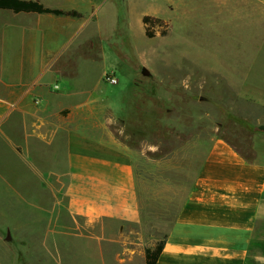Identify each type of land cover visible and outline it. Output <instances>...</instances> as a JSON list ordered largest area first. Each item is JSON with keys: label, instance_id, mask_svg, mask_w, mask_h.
Wrapping results in <instances>:
<instances>
[{"label": "crops", "instance_id": "1", "mask_svg": "<svg viewBox=\"0 0 264 264\" xmlns=\"http://www.w3.org/2000/svg\"><path fill=\"white\" fill-rule=\"evenodd\" d=\"M24 1L78 16L0 9V138L9 136L13 142L23 134L26 164L41 168L38 177L28 178L42 185L41 190L20 198L34 199L50 191H56V197L65 194V210L76 221V242L92 246L83 255L76 250V264H147L149 246L134 228L144 220L136 153L115 138L103 112L98 113L96 105L106 98L96 94L99 83L92 86L89 67L61 65L69 51L96 40L97 34L101 38L106 23L122 20V3L112 4L116 10L107 19L100 0H65L59 6ZM210 1L222 16L240 17L239 9H245L252 40L264 30V0ZM256 70L253 60L244 72L223 77L241 98L264 109V92L256 94L264 91V84L253 81ZM12 147L22 154L16 143ZM254 150L256 158L249 162L234 145L214 139L157 264H264L262 139L256 140ZM17 230L28 235L7 241L18 248L10 264L66 263L63 248L48 239L49 225H10V232Z\"/></svg>", "mask_w": 264, "mask_h": 264}, {"label": "rangeland", "instance_id": "2", "mask_svg": "<svg viewBox=\"0 0 264 264\" xmlns=\"http://www.w3.org/2000/svg\"><path fill=\"white\" fill-rule=\"evenodd\" d=\"M117 1L122 20L106 23L101 38L97 34L96 40L69 51L61 65L89 67L92 86L99 83L96 94L106 98L96 105L98 113L103 112L115 138L136 153L144 220L134 228L154 248L167 236L214 139L256 158L254 143L264 141V109L241 98L223 74L233 77L256 60L253 81L264 84V30L252 40L245 9H239L240 17L218 15L210 0H100L107 19ZM46 2L59 6L65 0ZM112 76L117 84L110 82ZM23 139V134L13 142L0 138V262H15L18 248L7 241L28 235L10 232V225L44 224L50 226V243L63 248L65 264H76V250L83 255L92 246L76 242V221L65 210V194L20 198L42 188L29 180L41 168L26 164ZM108 224L112 233L117 231Z\"/></svg>", "mask_w": 264, "mask_h": 264}, {"label": "trees", "instance_id": "3", "mask_svg": "<svg viewBox=\"0 0 264 264\" xmlns=\"http://www.w3.org/2000/svg\"><path fill=\"white\" fill-rule=\"evenodd\" d=\"M0 9L3 10H12L16 13L26 12V13H38V14H54L56 16H78L77 12H65L59 9H50L40 4L39 2L34 1H24V0H0ZM151 21V17H145L144 23L147 25ZM147 36L151 37V33L147 32ZM225 140V139H224ZM227 141V140H226ZM228 142V141H227ZM230 143V142H229ZM231 144V143H230ZM238 152L249 162L255 160V157H251L241 151ZM193 187V186H192ZM165 237L160 243H158L154 248H146V263L147 264H157L159 257L164 249L166 242Z\"/></svg>", "mask_w": 264, "mask_h": 264}, {"label": "built area", "instance_id": "4", "mask_svg": "<svg viewBox=\"0 0 264 264\" xmlns=\"http://www.w3.org/2000/svg\"><path fill=\"white\" fill-rule=\"evenodd\" d=\"M110 82L112 84H117V78L115 76L110 77Z\"/></svg>", "mask_w": 264, "mask_h": 264}, {"label": "water", "instance_id": "5", "mask_svg": "<svg viewBox=\"0 0 264 264\" xmlns=\"http://www.w3.org/2000/svg\"><path fill=\"white\" fill-rule=\"evenodd\" d=\"M143 74L146 75V76H149L150 75V72L147 69H144L143 70Z\"/></svg>", "mask_w": 264, "mask_h": 264}]
</instances>
